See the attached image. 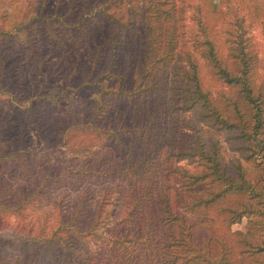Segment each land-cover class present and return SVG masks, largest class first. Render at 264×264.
Listing matches in <instances>:
<instances>
[{
    "label": "trees",
    "instance_id": "1",
    "mask_svg": "<svg viewBox=\"0 0 264 264\" xmlns=\"http://www.w3.org/2000/svg\"><path fill=\"white\" fill-rule=\"evenodd\" d=\"M207 4L35 0L42 46L32 85L20 97L26 108L38 102L68 113L62 139L93 134L103 142L78 157L0 146V163L16 159L32 182V192L19 193L13 205L0 196V210L20 212L50 187L78 189L92 180L116 182L125 213L94 244L63 223L68 233L57 226L46 237L3 231V251L32 246L47 254L44 264H264V56L245 16L231 18L217 5L210 21ZM255 16H262L264 36V10ZM16 26H0V34L19 38ZM29 39L34 47L37 38ZM47 47H61L74 60L69 84L80 77L81 86L100 92L75 112L73 97L50 91L56 79L45 66L56 54L47 55ZM206 70L214 81H206ZM219 82L226 87L216 88ZM18 88L11 73H0V91L22 102ZM10 184L0 180V188ZM105 188L110 193L113 186ZM245 217V229L233 228Z\"/></svg>",
    "mask_w": 264,
    "mask_h": 264
},
{
    "label": "rangeland",
    "instance_id": "2",
    "mask_svg": "<svg viewBox=\"0 0 264 264\" xmlns=\"http://www.w3.org/2000/svg\"><path fill=\"white\" fill-rule=\"evenodd\" d=\"M208 2L206 13L210 21H216L214 18L218 15L216 12L217 5L219 8L222 6L226 11V16L229 15L231 18L245 16L248 34L253 37L255 47L260 55L264 56V36L261 33L260 23L262 16H255L258 7L260 10H264V0H208ZM256 4L258 7L254 9ZM33 13H35V0H0V26L12 29L13 26L15 27L17 23H20L19 26H16L17 28L13 29L19 38L0 34V73H11L16 87H22V89L18 88L16 92L22 102L0 91V146L6 143L11 145L19 143L20 145H30L35 149H48L61 155L74 153L75 156L77 155L76 157L82 156L97 149L102 144L103 137L100 138L91 134V136L64 140L62 138H64L70 125L68 113L59 111L55 107L46 108L38 102H35L32 107L26 108V99L20 97L21 94L25 96L26 91L28 92V84L32 85L34 67L38 65L37 63L35 66L33 62L38 57L42 46L40 45L42 43L41 31L44 25L38 18L32 19ZM187 21L192 33L195 31L196 25L189 17ZM29 37L37 38V44L34 47L31 46ZM51 49V47L46 48L47 55L52 51ZM52 52L56 55L52 56L45 66L47 71H50L48 75L53 73V77L56 79L52 82L53 88L50 87V91L58 92L60 98L63 99L65 96L68 100L73 97L77 103L69 106L72 110L70 112H75L85 99H93L100 92L92 86H81L80 77L69 84L74 60L61 47H57ZM23 55L24 57H22ZM81 63L84 62L81 61ZM16 64L18 68L15 70L13 67ZM213 77L206 70V81L208 78L214 81L215 78ZM215 87L225 88L226 86L219 82L216 83ZM219 135L222 137L220 133ZM71 144H73L72 147H70ZM2 160L3 162L0 163L1 184L5 180L11 184L0 188L3 189L0 196L4 198L5 202L13 205L18 200L17 195L19 193L32 192V182L27 180L26 173L29 170L26 172L20 170L16 159L4 157ZM22 161L26 162V159L23 158ZM186 161V159H182L180 163L183 164ZM109 185L113 186L110 193L105 188ZM34 187L36 188L37 185L34 184ZM46 190L45 196L40 197L39 200L36 196L34 202L26 205V208L20 212L1 209L0 233L13 231L24 235L46 237L57 226L58 233H68L66 229L61 227L64 225L63 223H68L80 235V239L94 244L97 241L96 235L109 231L110 224H112L111 229L115 230L116 226L113 225V221L118 217L120 219L125 213L122 194L118 190L116 182L83 180L78 189L71 186H60L50 187ZM12 195L17 197L11 198ZM104 197L108 200L107 202L102 201ZM21 208L22 206L18 209ZM72 217H74L73 219L79 217V219L72 221L73 224H71L70 219ZM246 220L245 217L242 222L233 224V228L245 229ZM0 241H2V237H0ZM56 253H64V251L60 249ZM0 255V258L4 257V261H6L2 264H44L49 261L47 254L42 250L37 251L32 246H27L26 251L23 249L15 250L12 247L3 251L0 248ZM55 256L58 257L59 255L55 254Z\"/></svg>",
    "mask_w": 264,
    "mask_h": 264
}]
</instances>
